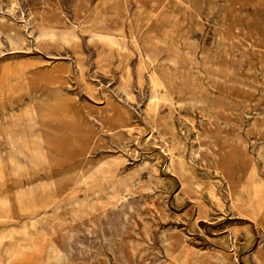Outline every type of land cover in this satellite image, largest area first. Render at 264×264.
Segmentation results:
<instances>
[{
  "label": "rangeland",
  "instance_id": "rangeland-1",
  "mask_svg": "<svg viewBox=\"0 0 264 264\" xmlns=\"http://www.w3.org/2000/svg\"><path fill=\"white\" fill-rule=\"evenodd\" d=\"M0 264H264V0H0Z\"/></svg>",
  "mask_w": 264,
  "mask_h": 264
},
{
  "label": "bare ground",
  "instance_id": "bare-ground-1",
  "mask_svg": "<svg viewBox=\"0 0 264 264\" xmlns=\"http://www.w3.org/2000/svg\"><path fill=\"white\" fill-rule=\"evenodd\" d=\"M242 11V10H241ZM186 72V71H185ZM178 76V75H177ZM198 87V86H197ZM214 108V107H213ZM241 113V112H240ZM146 119V118H145ZM167 121V120H166ZM256 123V122H255ZM252 134V133H251ZM153 140V139H152ZM198 146V145H197ZM261 155V154H260ZM263 163V162H262ZM61 259V258H60ZM65 263V262H64Z\"/></svg>",
  "mask_w": 264,
  "mask_h": 264
}]
</instances>
